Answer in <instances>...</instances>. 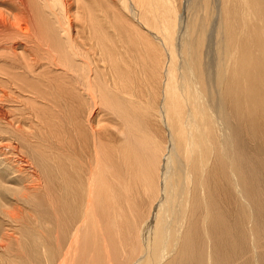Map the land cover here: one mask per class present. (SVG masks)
<instances>
[{
    "label": "bare ground",
    "instance_id": "obj_1",
    "mask_svg": "<svg viewBox=\"0 0 264 264\" xmlns=\"http://www.w3.org/2000/svg\"><path fill=\"white\" fill-rule=\"evenodd\" d=\"M0 264H264V0H0Z\"/></svg>",
    "mask_w": 264,
    "mask_h": 264
}]
</instances>
